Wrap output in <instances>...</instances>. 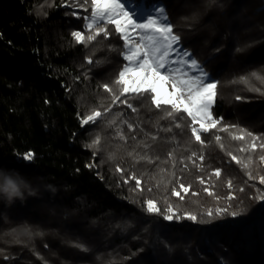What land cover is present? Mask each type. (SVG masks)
I'll return each instance as SVG.
<instances>
[{
	"label": "trees",
	"instance_id": "obj_1",
	"mask_svg": "<svg viewBox=\"0 0 264 264\" xmlns=\"http://www.w3.org/2000/svg\"><path fill=\"white\" fill-rule=\"evenodd\" d=\"M125 1L139 17L163 6L182 50L217 82L220 122L201 144L190 118H162L170 105L113 104L102 85L119 91L123 40L109 25L107 40L77 42L90 6L78 19L64 4L82 0H0V168L37 188L0 217V264H264V168L252 154L247 167L232 159L249 153L247 132L264 137V83L248 82L264 77V0ZM93 111L101 117L82 125ZM241 129L245 139H233Z\"/></svg>",
	"mask_w": 264,
	"mask_h": 264
},
{
	"label": "snow or ice",
	"instance_id": "obj_2",
	"mask_svg": "<svg viewBox=\"0 0 264 264\" xmlns=\"http://www.w3.org/2000/svg\"><path fill=\"white\" fill-rule=\"evenodd\" d=\"M89 6L90 15L83 16L84 31L89 34L85 38L83 31H72L71 35L76 41L89 43L97 40L98 37L107 40L113 32V29L108 27L109 25H114V33L123 40L122 48L124 51L122 52V58L127 63L123 65L115 80L119 91L114 92L113 88L108 84L102 85L105 92L112 94L113 104L119 101L127 104L133 112H136L137 109L129 102V98L140 99L146 96L157 109H161L164 105H170V108L165 111V115L162 118H171L174 121L190 118L188 126L191 130V135L196 141L203 144L200 132L206 133L210 128H216L220 122L219 120H214L209 111L214 104L217 82H214L204 72L203 68L197 64L195 59L191 58L186 50H182L179 43L180 37L173 33V25L163 6L153 5L152 13L144 20H140V17L135 12L130 14L121 0H82L77 5L85 13L89 11ZM72 15L77 16L79 19L77 13H72ZM134 17L136 18L134 19ZM239 50L237 49V51ZM173 53H179L182 59H176ZM181 64L184 67L181 68ZM176 72H179V76L175 75ZM196 73L199 74L197 75ZM150 80L151 83H149ZM164 81L170 82L172 89L167 99L158 98L156 95L157 82ZM236 99L242 100L243 98L237 96ZM105 111H108V109H105ZM185 113L186 117L184 116ZM101 115V112L93 111L92 114L83 116L81 123L82 125L95 124ZM204 121H207V126H205ZM197 123H199V128L195 126ZM175 127L181 128V124L176 123ZM128 128L131 129L132 125L128 124ZM168 131H171V129L169 128ZM241 133V135L233 136V139L243 141L245 139L243 129H241ZM246 135L251 138L253 149L257 147L256 141L264 140V137L253 136L251 132H247ZM216 140L219 141L220 137L217 136ZM258 146L264 148V142ZM241 150L247 151V149ZM169 155L171 156V153ZM192 157H196L195 152L192 153ZM22 159L30 161L32 153L25 154ZM203 159L202 155L199 156V160L202 161ZM232 159L240 163L236 156H232ZM260 159L264 160V156L260 157ZM192 162L195 163V160ZM117 170L121 171L119 168ZM215 175L217 177L220 175L219 169L215 171ZM130 178L136 181L135 186L139 188L140 180L135 174H132ZM200 183H204L202 178H200ZM259 183L264 185V176L259 177ZM190 187V185L185 187L180 184V188L185 193L189 191ZM229 187H231V182H229ZM205 191L207 192L208 190L205 189ZM172 194L179 195L175 189H173ZM208 194L212 195L211 192ZM193 195H196V193H193ZM259 198L264 199V194ZM146 205V210L149 213H158L160 211L151 199L146 201ZM222 211L226 212V209H217V212ZM208 214L212 215L211 210ZM174 215V213L165 215L164 219L171 221ZM232 215H236V213H232ZM185 216L191 220L196 219L195 216L187 213H185Z\"/></svg>",
	"mask_w": 264,
	"mask_h": 264
},
{
	"label": "rangeland",
	"instance_id": "obj_3",
	"mask_svg": "<svg viewBox=\"0 0 264 264\" xmlns=\"http://www.w3.org/2000/svg\"><path fill=\"white\" fill-rule=\"evenodd\" d=\"M77 1V0H76ZM121 2L124 4V6H125V9L131 14V13H133V12H135V10H137V9H134V8H142L140 5H139V3L137 4V7L136 6H133L132 4L130 5L129 3H127L125 0H121ZM132 2H136L135 0H132ZM129 4V5H128ZM65 6H67V7H69V8H71L72 9V11H73V13H77L78 14V16H79V8L78 7H72L69 3H65L64 4ZM78 8V9H77ZM144 15V13H142L141 15H140V20H144V19H146L148 16H149V14H147L146 16H144V17H142ZM142 17V18H141ZM136 17H134V19H135ZM138 22H140V21H138ZM76 31H79V30H76ZM85 36V35H84ZM80 43H83V42H80ZM176 59H182L181 57H180V55H179V53H177V54H174L173 55ZM180 67L182 68V67H184V65L183 64H181L180 65ZM197 75L199 74V73H196ZM175 75H177V76H179V72H176L175 73ZM171 79V78H170ZM255 80H257V81H255ZM255 80H250V81H248L249 82V87L251 86V87H256V85H261V84H263L264 83V77H260V78H258V79H255ZM149 83H151V80L149 81ZM172 91V89H171V84H170V82H168V81H164V82H157V92H156V95H157V97L158 98H165V99H167V98H169V96H168V94L170 93ZM215 99V98H214ZM212 108H213V105L211 106V108L209 109V111H210V113L212 114V117H213V119L214 120H216L215 119V117H214V115H213V112H212ZM100 112V111H99ZM186 114V113H185ZM101 117V116H100ZM204 123H205V126H207V121H204ZM197 128H199V123H197L196 125H195ZM222 128V127H221ZM213 128H210V130L208 131V132H200V135H201V140L203 141V136L205 135V134H209L210 132H211V130H212ZM191 131V130H190ZM259 135H256V137H258ZM259 137H261V136H259ZM195 139V138H194ZM216 141V146L218 147V148H220L223 152H225V154H227L226 156L228 157L229 156V150H232V147H231V144L228 142V140H224L223 138H220V140L219 141H217V140H215ZM230 142H232L231 140H230ZM262 142H264V140H258V141H256V144H257V147L255 148V149H253L252 148V140H251V138H249V140L246 142V144L243 146V147H245L247 150H248V152L249 153H247V155H245V154H243V156L240 158H238L237 157V159L240 161V163H237V161L236 160H233V162L235 163V164H238V165H240L241 163H243L244 165H246V164H249V165H252V162H253V159H251L250 157H248L249 156V154H252L253 155V157H257L259 160V164H261V167H263L264 168V160H261L260 159V157H262V156H264V148H260L258 145L260 144V143H262ZM204 143V142H203ZM220 150V151H221ZM242 151V150H241ZM253 152V153H252ZM255 153V154H254ZM170 176H172V175H164V185H165V181H172V179H171V177Z\"/></svg>",
	"mask_w": 264,
	"mask_h": 264
},
{
	"label": "clouds",
	"instance_id": "obj_4",
	"mask_svg": "<svg viewBox=\"0 0 264 264\" xmlns=\"http://www.w3.org/2000/svg\"><path fill=\"white\" fill-rule=\"evenodd\" d=\"M37 196L32 181L14 169L0 168V217L9 218L17 202L24 204L29 197Z\"/></svg>",
	"mask_w": 264,
	"mask_h": 264
}]
</instances>
